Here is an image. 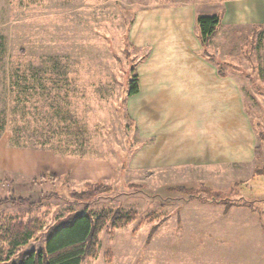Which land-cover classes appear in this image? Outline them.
<instances>
[{"label":"rangeland","instance_id":"obj_1","mask_svg":"<svg viewBox=\"0 0 264 264\" xmlns=\"http://www.w3.org/2000/svg\"><path fill=\"white\" fill-rule=\"evenodd\" d=\"M169 1L0 0V225L41 221L31 247L75 215L102 211L135 218L108 225L96 257L81 264H238L235 255L264 245V194L252 188L264 183V165L258 156L250 163L248 137L241 161L230 155L219 166L170 165L144 150L154 135H141L143 109L128 90L149 50L130 30L141 8ZM205 12L195 17L199 43L197 17L222 20L215 8ZM219 25L200 57L238 83L264 159V42L252 47L250 29L219 36ZM172 108L180 143V133L192 137L194 117L186 105ZM196 127L202 136L204 123ZM237 145L227 126L226 150Z\"/></svg>","mask_w":264,"mask_h":264},{"label":"crops","instance_id":"obj_2","mask_svg":"<svg viewBox=\"0 0 264 264\" xmlns=\"http://www.w3.org/2000/svg\"><path fill=\"white\" fill-rule=\"evenodd\" d=\"M208 7L217 9V14L222 15L219 36L231 28L235 32L250 29L252 47L255 41L264 42V0H172L141 8L130 30V40L149 53L137 68L138 92L130 100L140 103V111L143 109L137 120L141 135L145 140L154 135V142L145 145L144 150L159 155L162 163L169 159L171 164H181L179 159L188 158L195 165L219 166L225 164L230 155L236 162L241 161L239 157L246 153L244 147L248 137L250 163L255 157L264 165L261 147L254 150L255 135L243 112L238 83L219 76L217 70L200 57L201 44L194 33L195 17L199 13L212 15L205 12ZM179 99L183 101L179 102ZM178 105H186L188 117H194V126L190 130L192 137L186 139V135L180 133L179 137L183 139L180 143L170 120L176 113V108L172 107ZM150 108L152 113H147ZM202 122L203 137L196 127V123L200 127ZM227 126L233 129L234 138H237L238 145L234 152L231 150L233 154L225 147ZM252 188L255 193L264 194L262 180L252 181ZM231 212L229 210L225 215L222 212L223 217ZM251 245L250 250L235 256L242 264H246L244 260L252 261L247 264H264V245L256 248ZM241 247L236 250L240 251ZM220 261L219 264L228 262Z\"/></svg>","mask_w":264,"mask_h":264},{"label":"trees","instance_id":"obj_3","mask_svg":"<svg viewBox=\"0 0 264 264\" xmlns=\"http://www.w3.org/2000/svg\"><path fill=\"white\" fill-rule=\"evenodd\" d=\"M219 22L218 16L197 17L198 38L203 47L216 33ZM137 92V77L133 76L129 84L128 96H134ZM257 134L263 138L261 133L257 132ZM46 177L47 175L39 178L46 179ZM223 203H225L223 214H227L231 204ZM134 218L133 214L122 216L119 212L78 214L68 224L50 228L44 234L43 244L37 248L31 246L43 229L41 221L18 219L13 222H3L0 225V264H81L87 259L96 257L100 234L108 225L113 230L124 228L130 225Z\"/></svg>","mask_w":264,"mask_h":264}]
</instances>
